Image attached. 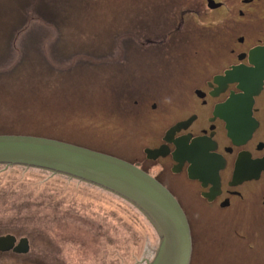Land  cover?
Segmentation results:
<instances>
[{"label": "rangeland", "instance_id": "rangeland-1", "mask_svg": "<svg viewBox=\"0 0 264 264\" xmlns=\"http://www.w3.org/2000/svg\"><path fill=\"white\" fill-rule=\"evenodd\" d=\"M163 1L0 0V135L54 139L145 164L189 220L190 264H264L262 182L240 188L244 198L221 209L202 199L198 184L170 175V162L147 163L144 149L161 143L181 118L178 108L198 109L196 86L236 63L235 27L212 33L210 21L200 20L194 34L173 36L180 13L172 20ZM120 50L126 62L106 66ZM9 234L28 237L31 250L1 255L0 264H150L160 245L127 200L47 171L0 165V236Z\"/></svg>", "mask_w": 264, "mask_h": 264}, {"label": "flooded vegetation", "instance_id": "flooded-vegetation-1", "mask_svg": "<svg viewBox=\"0 0 264 264\" xmlns=\"http://www.w3.org/2000/svg\"><path fill=\"white\" fill-rule=\"evenodd\" d=\"M164 2L172 20L177 19L180 13L177 29L172 32L173 36L184 29L189 35L194 34V30L201 28L199 27L200 20L203 21L205 27L207 22L204 21H210L211 24L207 30L212 33H215L217 29L223 28L224 31L228 27H235L236 44L230 49V53L236 59V63L228 64L220 73L211 74L209 78H206L203 86L200 87V84L196 86L193 90L195 97L193 104L197 105L198 109L190 103L185 109L178 108L181 118L175 120L164 131L161 143L144 149L146 160L151 165L170 162V175H182L189 182L198 184L201 189L200 195L207 204L229 209L232 208L234 199L244 198L239 191L240 188L260 182L264 186V168L258 179L242 180L238 185L232 186L234 171L241 159L247 168L254 167L255 162H264V104L261 108L264 87L255 98L252 110L258 127L249 140L237 144L229 135L228 122L238 115V111L242 110L241 105L238 104L241 102L240 99L235 103L230 101L233 93L241 92L238 89L239 84L223 82L221 79L216 81V79L224 77L226 71L236 66L254 67L249 61L251 54L253 56L255 50L264 48V0H168ZM188 24L192 28H186ZM118 53L121 55L106 57L105 65L112 66L126 62L124 52L120 50ZM147 100L148 98H146V106H150L152 110L158 109V103H155L154 99L152 103L151 100L150 102ZM133 105H139V101L134 100ZM160 148L165 154L160 155L156 160L148 157L146 150ZM144 165L140 162L137 164L141 170L151 174L146 167L144 168ZM199 167L208 171L200 172ZM191 175L194 178H191ZM154 178L178 201L176 195L158 177ZM219 182L220 185L216 187L215 184ZM261 202L264 207V195ZM22 238L28 239L30 252L29 238ZM22 238L16 237V246ZM28 253L18 254L11 250L0 252V256L7 254L24 256Z\"/></svg>", "mask_w": 264, "mask_h": 264}, {"label": "water", "instance_id": "water-1", "mask_svg": "<svg viewBox=\"0 0 264 264\" xmlns=\"http://www.w3.org/2000/svg\"><path fill=\"white\" fill-rule=\"evenodd\" d=\"M254 53L249 59L253 68L236 66L226 71L224 77L216 79L239 84L241 92L233 93L230 101L235 103L240 99L238 104L242 110L228 122L229 135L237 144L249 140L258 127L252 110L255 98L264 87V48ZM147 153L153 158L165 154L161 148L147 150ZM0 165L47 171L99 187L127 200L148 218L160 236L157 255L150 264H190L192 237L186 214L160 182L137 166L88 148L27 135H0ZM263 168L264 162H255L254 167L247 168L241 159L236 165L232 186L242 180L258 179ZM191 178L194 177L191 175ZM219 185L220 182L215 184L216 187ZM16 241L13 235L1 236L0 252H29L27 238H22L17 246Z\"/></svg>", "mask_w": 264, "mask_h": 264}, {"label": "bare ground", "instance_id": "bare-ground-1", "mask_svg": "<svg viewBox=\"0 0 264 264\" xmlns=\"http://www.w3.org/2000/svg\"><path fill=\"white\" fill-rule=\"evenodd\" d=\"M152 224V223H151Z\"/></svg>", "mask_w": 264, "mask_h": 264}]
</instances>
